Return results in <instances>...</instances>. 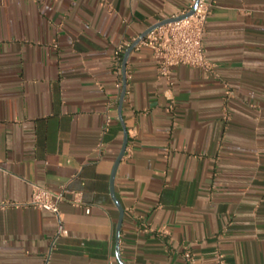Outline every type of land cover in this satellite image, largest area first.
Instances as JSON below:
<instances>
[{
	"label": "crops",
	"instance_id": "0c3cea01",
	"mask_svg": "<svg viewBox=\"0 0 264 264\" xmlns=\"http://www.w3.org/2000/svg\"><path fill=\"white\" fill-rule=\"evenodd\" d=\"M206 1L212 68L164 77L114 52L190 0H0V264H264V0ZM34 185L83 193L55 244Z\"/></svg>",
	"mask_w": 264,
	"mask_h": 264
},
{
	"label": "built area",
	"instance_id": "2783aa9c",
	"mask_svg": "<svg viewBox=\"0 0 264 264\" xmlns=\"http://www.w3.org/2000/svg\"><path fill=\"white\" fill-rule=\"evenodd\" d=\"M195 11L184 18H179L190 12L194 7ZM212 12V4L206 0H190L189 7L179 15H174L172 21L162 24L150 31L142 40L141 44L149 47L158 64L160 75L169 77L172 68L179 65L202 67L206 70L212 68V64L206 58L204 34L208 18ZM128 44L118 45L114 52V61L121 67L123 55ZM117 86L121 88V83ZM68 200L73 206L84 205L83 193L81 191H70L67 188L56 192L49 187L34 185L31 199L28 204L41 210L53 213L59 220V226L55 234L53 244L60 236L66 234L61 221L62 202ZM187 264H193L190 253L186 254ZM217 264H228L223 254H219Z\"/></svg>",
	"mask_w": 264,
	"mask_h": 264
},
{
	"label": "water",
	"instance_id": "95a60500",
	"mask_svg": "<svg viewBox=\"0 0 264 264\" xmlns=\"http://www.w3.org/2000/svg\"><path fill=\"white\" fill-rule=\"evenodd\" d=\"M195 8L196 6L190 11L188 12L187 14L185 15H181L179 16L177 19L179 18H184V17H187L189 15H191L194 11H195ZM173 19L172 18H168L162 22H159L158 24L150 27L148 30H146L131 46H129L127 48V50L125 51V55H124V60H123V71L125 72L126 71V63H127V60H128V57L131 53V51L136 47V45L138 43L141 42V40L150 32L152 31L154 28L162 25V24H165L169 21H172ZM125 92H126V85L124 84V88H123V91H122V97H121V102L123 101V98H124V95H125ZM127 142H128V135L126 134L125 135V139H124V143H123V146H122V150L120 152V155L116 161V164L114 166V170L112 172V176H111V190H112V195H113V198L115 199L117 205L119 206L120 208V212H121V216H120V219H119V223H118V229H117V239L119 240L120 239V231H121V227H122V222H123V217H124V210L122 208V206L120 205V203L118 202L116 196H115V192H114V179H115V175H116V171H117V168H118V165L122 159V157L124 156L125 154V151H126V146H127ZM124 264V263H122Z\"/></svg>",
	"mask_w": 264,
	"mask_h": 264
}]
</instances>
